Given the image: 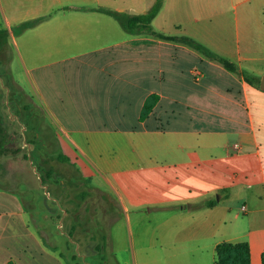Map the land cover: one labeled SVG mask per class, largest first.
Segmentation results:
<instances>
[{"label":"crops","instance_id":"obj_1","mask_svg":"<svg viewBox=\"0 0 264 264\" xmlns=\"http://www.w3.org/2000/svg\"><path fill=\"white\" fill-rule=\"evenodd\" d=\"M156 1L0 0L8 30L0 71L29 78L83 160L113 179L127 204L136 202L133 186L137 205L178 203L175 216L188 207L181 201L193 209L203 199L187 239L202 253L196 264H215L219 243L240 241L252 264H264V89L244 75L264 76L254 74L264 63V0H164L153 20L232 60L236 72L186 44L130 33L105 12L145 13ZM154 93L160 99L141 120ZM20 197L0 191V264H69L31 229L27 210L39 209Z\"/></svg>","mask_w":264,"mask_h":264},{"label":"rangeland","instance_id":"obj_2","mask_svg":"<svg viewBox=\"0 0 264 264\" xmlns=\"http://www.w3.org/2000/svg\"><path fill=\"white\" fill-rule=\"evenodd\" d=\"M227 15L230 16L229 24L234 25L231 6L228 7ZM155 25L159 29L160 22ZM0 27H6L2 7ZM169 60L172 61V58L169 57ZM5 63L7 62L0 65L4 66ZM258 66L259 69H255L254 74L264 72V63ZM5 71H0V105L7 125L6 137L3 139L5 150L0 157V191L10 189L19 193L23 203L30 200L32 205H37L38 212L27 210L30 227L42 234L50 248L59 250L60 259L63 258L70 264H196V254L202 253L187 239L191 237L190 230L194 225L201 223L203 210L199 206L204 203L203 199H198L193 209H190L192 201H181L187 202L188 207L175 216V209L180 208L178 203L173 207L169 201H157L152 210L146 204L137 205L138 189L133 186L130 192L135 195L136 202L127 204L121 198L119 188L114 186L113 179L109 181V177L103 176L94 165L83 160L81 152L70 142L59 122L51 116L39 91L29 78L24 76L20 80L25 72L16 66L14 74L21 81L18 82L14 76H3ZM38 116L44 119L45 127L51 125L58 131L64 152L84 169L85 175L92 178V183L106 190L115 200L119 210L118 217L110 223L106 238L101 233L96 234L95 238L94 233H81L79 226L74 223L73 216L78 210L77 190L73 187L65 188L61 184H49L41 179L36 160L31 154L36 140L26 125L28 120L33 118L34 121ZM1 135L0 133V139ZM95 168L98 174L93 176ZM121 179L122 177H118L120 182ZM161 186L164 199H169L166 194L168 182H161ZM139 191L141 197H144L142 188ZM146 216L150 217V221L143 218ZM140 220L144 224H140ZM74 225L77 228L72 233ZM204 254L210 263L209 259L213 254L211 244Z\"/></svg>","mask_w":264,"mask_h":264},{"label":"trees","instance_id":"obj_3","mask_svg":"<svg viewBox=\"0 0 264 264\" xmlns=\"http://www.w3.org/2000/svg\"><path fill=\"white\" fill-rule=\"evenodd\" d=\"M164 0H157L153 7L145 12L131 14L113 9H106L105 12L117 18L124 29L130 33H147L162 40L174 41L186 44L202 52L210 59L221 63L231 71H238L235 62L217 53L212 48L198 39L187 34H169L154 28L153 20L161 10ZM33 22L23 23V27L33 25ZM8 41V30L0 29V56L3 53V46ZM7 72V71H6ZM11 73V71H8ZM246 79L255 81L259 85L261 77L244 72ZM159 94L150 95L142 109L140 116L144 120L152 112L159 101ZM5 113L0 105V157L4 154L6 137ZM43 118L38 116L26 123L28 130L32 132L36 142L35 148L31 151L33 159L36 160V167L41 179L46 183L61 184L65 188L73 187L78 191V210L74 223L79 226L81 233L91 235L101 233L103 237L109 235L110 223L118 217V208L115 200L106 190L94 185L92 178L87 177L84 169L79 167L70 155L64 152L60 136L57 130L51 125H43ZM109 224V226H108ZM72 228L76 230L77 226ZM99 234V235H101ZM217 259L215 264H252L251 248L247 241L221 242L217 245ZM75 259V257H73ZM264 263V254L262 256ZM70 264V263H69Z\"/></svg>","mask_w":264,"mask_h":264},{"label":"water","instance_id":"obj_4","mask_svg":"<svg viewBox=\"0 0 264 264\" xmlns=\"http://www.w3.org/2000/svg\"><path fill=\"white\" fill-rule=\"evenodd\" d=\"M127 12H136L134 10H127ZM261 87L264 89V76L261 78Z\"/></svg>","mask_w":264,"mask_h":264},{"label":"built area","instance_id":"obj_5","mask_svg":"<svg viewBox=\"0 0 264 264\" xmlns=\"http://www.w3.org/2000/svg\"><path fill=\"white\" fill-rule=\"evenodd\" d=\"M234 146L237 147V148H239L240 145H239L238 143H236ZM244 207H245V206H244Z\"/></svg>","mask_w":264,"mask_h":264}]
</instances>
